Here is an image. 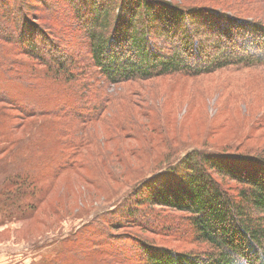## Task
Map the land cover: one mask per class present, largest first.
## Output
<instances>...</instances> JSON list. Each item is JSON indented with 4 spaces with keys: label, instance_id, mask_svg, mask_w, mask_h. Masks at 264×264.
Returning <instances> with one entry per match:
<instances>
[{
    "label": "rangeland",
    "instance_id": "rangeland-1",
    "mask_svg": "<svg viewBox=\"0 0 264 264\" xmlns=\"http://www.w3.org/2000/svg\"><path fill=\"white\" fill-rule=\"evenodd\" d=\"M16 3L0 0V95L27 110L69 107L77 122L45 115L27 119L13 134L20 112L12 108L1 117L0 108L1 133L14 143L23 139L0 172L44 175L41 201L28 219L0 216V264H145L134 238L175 255L207 252L195 241L188 215L153 207L126 221L124 203L173 156L192 149L264 150V65L112 84L89 64L69 2L48 0L47 7L24 11L75 57L76 83H55L45 66L23 53L21 26L15 31L5 21L9 15L18 23ZM218 8L264 21V0H219ZM86 116L94 120L81 122ZM68 158L69 166L58 171L55 164ZM230 187L236 192L237 185Z\"/></svg>",
    "mask_w": 264,
    "mask_h": 264
},
{
    "label": "trees",
    "instance_id": "trees-1",
    "mask_svg": "<svg viewBox=\"0 0 264 264\" xmlns=\"http://www.w3.org/2000/svg\"><path fill=\"white\" fill-rule=\"evenodd\" d=\"M67 1L89 64L112 84L169 75L199 77L234 66L264 65V21L226 12L218 8L219 0ZM15 2L18 23L9 15L4 18L15 31L21 26L19 43L27 48L23 53L45 66L55 83H76L70 50L25 15L26 6L47 7L48 0ZM6 72L10 74V69ZM0 104L1 117H7L12 108L20 112L13 134L21 131L27 119L45 115L77 122L73 109L63 105L39 109L26 101V106L36 107L27 110L9 95H0ZM93 120L86 116L81 122ZM14 140L17 143L0 131V163L12 155L13 144L16 147L23 139ZM63 162L55 164L58 171L67 168L71 158ZM17 170L0 172V216L9 222L28 219L41 201L44 175L34 174L35 169ZM231 183L237 185L236 192L231 191ZM132 192L124 203L126 221L143 208L175 210L189 216L195 241L208 247L200 256L175 255L171 249L134 238L145 264H264V150L242 155L192 149L173 156Z\"/></svg>",
    "mask_w": 264,
    "mask_h": 264
},
{
    "label": "crops",
    "instance_id": "crops-1",
    "mask_svg": "<svg viewBox=\"0 0 264 264\" xmlns=\"http://www.w3.org/2000/svg\"><path fill=\"white\" fill-rule=\"evenodd\" d=\"M0 255H4V254H0Z\"/></svg>",
    "mask_w": 264,
    "mask_h": 264
}]
</instances>
